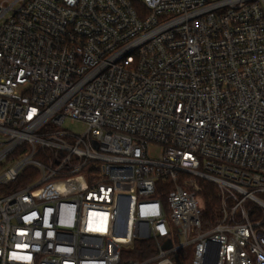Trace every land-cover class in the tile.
I'll list each match as a JSON object with an SVG mask.
<instances>
[{
	"label": "built area",
	"instance_id": "obj_1",
	"mask_svg": "<svg viewBox=\"0 0 264 264\" xmlns=\"http://www.w3.org/2000/svg\"><path fill=\"white\" fill-rule=\"evenodd\" d=\"M188 248L264 264V0H0V264Z\"/></svg>",
	"mask_w": 264,
	"mask_h": 264
},
{
	"label": "trees",
	"instance_id": "obj_2",
	"mask_svg": "<svg viewBox=\"0 0 264 264\" xmlns=\"http://www.w3.org/2000/svg\"><path fill=\"white\" fill-rule=\"evenodd\" d=\"M203 186V199L205 203L204 221L213 223L217 220L220 214V197L214 184L210 182H202ZM170 184L165 185L164 190H168ZM163 191V190H161ZM208 225H206L207 227ZM157 252L156 243L153 239H142L135 241L134 245L125 249L122 255V260L130 263L134 259H148L154 256ZM174 260L180 264H189L192 260V249L180 250L177 254L173 255Z\"/></svg>",
	"mask_w": 264,
	"mask_h": 264
},
{
	"label": "rangeland",
	"instance_id": "obj_3",
	"mask_svg": "<svg viewBox=\"0 0 264 264\" xmlns=\"http://www.w3.org/2000/svg\"><path fill=\"white\" fill-rule=\"evenodd\" d=\"M66 126L70 130H72V131H74L76 133H82L85 130V125L83 123H81V122H75V123L67 122ZM189 264H190V262H189Z\"/></svg>",
	"mask_w": 264,
	"mask_h": 264
},
{
	"label": "water",
	"instance_id": "obj_4",
	"mask_svg": "<svg viewBox=\"0 0 264 264\" xmlns=\"http://www.w3.org/2000/svg\"><path fill=\"white\" fill-rule=\"evenodd\" d=\"M166 247H171V240H168V242L166 243V245H165ZM213 264H215V262H213Z\"/></svg>",
	"mask_w": 264,
	"mask_h": 264
}]
</instances>
